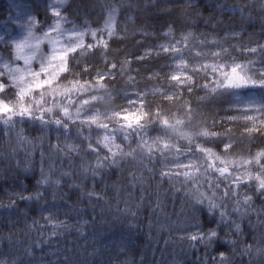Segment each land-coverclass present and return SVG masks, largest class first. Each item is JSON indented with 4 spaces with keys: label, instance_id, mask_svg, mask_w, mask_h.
I'll use <instances>...</instances> for the list:
<instances>
[{
    "label": "snow or ice",
    "instance_id": "obj_1",
    "mask_svg": "<svg viewBox=\"0 0 264 264\" xmlns=\"http://www.w3.org/2000/svg\"><path fill=\"white\" fill-rule=\"evenodd\" d=\"M70 2L71 0H46L47 11L52 17V23L48 24L47 30L43 31L42 35H37L36 32L42 27L39 16L29 15L23 38L7 40L10 59H0V65L3 66L0 68V157L6 158L11 164L18 149L23 147L27 155L25 161H17V168L25 162L31 164V153L36 149L37 142L42 143L49 132L58 133L56 143L49 141L48 148L41 151L42 166L40 177L34 186L36 190L28 195H25L27 189L8 193L7 207L16 208L18 203L27 201L39 204L47 193V188L43 193L39 191L44 185L54 189V200L57 199L58 193H62L59 197L61 200L67 195L63 193L64 187L79 191L80 199L87 197L88 206L93 212L99 208L98 220L81 218L78 225H70L66 221L58 220L56 214L50 210L49 214L42 218L51 225L53 235L57 234V230L69 227H74L84 235L85 226H91L94 229L92 235L95 243H101L99 237L104 235V231L99 226L110 228L124 213H130V208L121 210L119 203L113 204L112 200L106 199L102 193H106L108 189L119 192L121 189L134 188L142 184V179L117 175L116 179L112 180L103 171L99 160L96 166L88 163L95 142L90 140L88 152H83L82 140L81 147L70 142L71 132L77 123L105 127L108 109L98 112L94 107L87 105L107 104L111 94L120 91L126 93L124 98L129 107L118 112L116 118L133 123L142 122L147 117L169 126L173 132L186 139L187 144L177 151L175 158L166 159V165L174 166L177 173L183 169L186 177L216 178L215 185L208 181L209 190L215 189V193L220 192L217 185L224 186L222 196L214 193L208 197L209 211L216 207L223 208L222 201H228L233 214L249 221L255 216L258 224L264 226V147H258L255 152L251 151L252 147H257L254 142L264 138V44L252 38L255 33H251L246 42L235 29L225 31L221 28L216 11L221 10L223 16L227 13L223 12L225 6L219 0H215L211 5V12L206 16L198 11L197 6L202 0H180L183 15L202 20L204 28L210 30H192L198 29L200 25L195 21L190 22L189 19H185L183 23L172 18L165 19L159 25L164 29L162 33H157L155 27L149 32L147 27L151 25L142 24L139 31L145 39L155 36L162 42L144 47L142 54L136 56L135 60L111 62L109 55L119 52V49L110 48L109 41L117 36L119 30L117 15L120 13V7L107 6L102 10L106 13L102 16V26L92 27L91 21L85 19L82 25L73 24L72 28L68 29L64 25L71 21L62 13ZM176 2L177 0H146L145 5H168ZM189 9L195 11L190 12ZM85 11L87 12L86 5ZM159 11L163 17H171V9L162 7ZM220 31H224L223 37L218 36ZM105 34L108 39H105ZM65 35L68 38L62 40ZM2 40H5V37L0 36V41ZM231 40H236V43H230ZM45 41L51 46L50 54L37 56L36 53ZM137 45L143 47V42L137 41ZM25 49H29L27 53ZM101 49L104 58L102 68L88 62L89 58H95ZM153 56L157 58V62L166 61L161 65V71H149L145 66V71H149L147 80L157 81L156 85L149 87L145 84L144 90H141L134 86L136 78L128 75V81L132 82L130 85H133L134 90L129 92L113 87L117 77L122 78L131 71V63L142 64ZM20 60H23L24 67L19 66ZM33 61L39 62L38 70L33 69ZM164 67L169 71L163 72ZM75 68H79V71L74 70ZM5 73L7 80L4 79ZM13 85L18 88L15 103L5 99L8 89ZM150 95L153 99H149ZM37 96L39 100L36 101L35 111L39 114L34 116V106L27 103L25 97L35 99ZM93 96L94 99H89ZM59 97L63 99H58ZM73 97L75 101L80 102L79 107ZM47 98H51L52 106L59 109L62 117L57 114L49 119L45 115L46 112L53 111V107H40ZM218 99L226 102L228 107H217L209 115L207 106ZM35 121L42 125L40 135L29 138L24 134L25 129L21 125L31 126ZM193 121L196 122L195 128H192ZM52 124L57 127L51 128ZM45 127H48L47 132ZM237 129H240L239 137L235 134ZM238 139L248 140L251 147L247 155L235 152ZM104 142L108 149L116 147L110 137H105ZM45 152L49 161L47 170L43 166ZM53 157L62 161L59 167L51 163ZM65 161L67 167H64ZM28 171L29 168L24 167V172ZM53 176L56 177L54 180ZM89 182L92 183V188H88ZM101 185V191H97ZM2 191L0 189V192ZM66 207L68 212L76 211L80 214L76 204ZM45 210L48 209L41 208V212ZM67 214L66 212L65 215ZM36 223L34 220L33 224ZM204 235H207L210 242L211 234H203L200 238L203 239ZM191 239L197 240V236L193 235ZM256 240L264 244V232H258L253 242ZM124 250L121 242L120 251ZM0 264L5 262L0 260Z\"/></svg>",
    "mask_w": 264,
    "mask_h": 264
},
{
    "label": "clouds",
    "instance_id": "obj_2",
    "mask_svg": "<svg viewBox=\"0 0 264 264\" xmlns=\"http://www.w3.org/2000/svg\"><path fill=\"white\" fill-rule=\"evenodd\" d=\"M114 6L120 7L121 15L125 16L127 21L134 20L135 25H142L145 20L159 21L161 19L159 9L162 7L172 10L171 17L164 19L179 20L183 10L180 0L174 4L152 6H146L142 0H135L134 4ZM233 6L236 11L227 19L236 31L239 29L240 33L250 32L264 36V0H235ZM197 7L206 15L212 10L206 0H202ZM88 9L87 0H71L64 15L67 18L71 17L75 24L82 25L85 16L91 23L103 22L99 13ZM37 14L46 26L52 23L51 16L45 17L40 12ZM244 40L247 42L248 38ZM260 43L264 44V41ZM2 67L0 65V68ZM4 79H8L6 73ZM127 83L132 82L127 78ZM113 87L119 90L115 85ZM17 92L18 88L13 85L8 89L5 99L15 103ZM125 95L124 92H113L107 104L87 105L94 107L98 112L108 109L106 126L98 128L96 125L77 123L72 128L70 142L81 147L82 140L83 152H88L89 141H94L95 146L92 147L88 163L96 166L99 160L103 171L112 180H115L117 175L129 179L132 176L142 179V184L134 188L121 189L119 192L108 189L105 196L106 199H114L119 203L121 210L130 208V213H124L121 219L113 224L126 249L124 255L129 257L127 264H153L154 259L149 256L150 250L155 252L156 245L165 236L166 244L175 243L178 234L179 247L197 245L203 247L207 256L202 264H264V244L259 240L253 242L258 232H264V226H260L256 218L252 217L249 221L238 214H233L228 201H222L223 208L216 207L209 211L208 197L215 193V189L209 190L208 181L215 185L216 178L186 177L183 169L177 173L174 166L166 165L165 160L175 158L177 151L187 144L186 139L173 132L169 126L149 120L147 117L142 122L133 123L116 118L118 112L129 107ZM72 99L79 107L80 102L75 101V97ZM89 99H94V96ZM37 100L39 96L35 99L25 97V101L34 106V116L39 114L35 111ZM40 107H53L52 112L45 113L49 119L56 117L57 114L63 116L59 109L52 106L51 98H47ZM173 112L175 113V109ZM32 126L33 130L40 131L42 125L35 121ZM56 127L55 124L51 125V128ZM195 127L196 122L193 121L192 128ZM45 131H48V127H45ZM65 131L67 132V129ZM105 137H110L116 147L108 149L105 146ZM217 186L220 192L215 194L222 196L224 186ZM203 234H211V241H208L207 235L201 239L200 236ZM193 235L197 236V240L191 239ZM161 264H172V261L162 260Z\"/></svg>",
    "mask_w": 264,
    "mask_h": 264
},
{
    "label": "trees",
    "instance_id": "obj_3",
    "mask_svg": "<svg viewBox=\"0 0 264 264\" xmlns=\"http://www.w3.org/2000/svg\"><path fill=\"white\" fill-rule=\"evenodd\" d=\"M142 2L145 4L146 0H142ZM219 2L225 6L223 12L227 13V15L223 16L221 15V10L217 9L216 15L217 19L220 21V27L224 28L225 31L234 29V26L227 17L230 14H234L236 11L233 7L235 0H219ZM87 3L89 5V11H96L102 17L106 15V13L102 12L105 7L134 4L135 0H87ZM206 3L211 6L215 3V0H206ZM16 9L18 11H26L31 16H39V14H37L38 12L45 17L51 16L46 8V0H0V25L8 21L12 16L14 17ZM189 11L191 12L192 9H189ZM198 11L201 15L206 16L202 10ZM159 15L162 17L159 21L145 20L143 23L144 25H151L147 27V31L152 32L153 27H155L157 33H162L164 31L159 25L163 23L165 19L162 13H159ZM68 19L71 23L65 25L72 27L75 21H73L71 17ZM85 19H88L87 16H85ZM185 19H189L190 22L195 21L200 25L198 29L193 28L192 30L194 31L210 30L204 28L202 20H196L195 17H185L183 13H181L179 21L183 23ZM39 21L42 25L39 30H46L47 26L44 24V21L40 18ZM117 21L119 24L117 36L111 38L109 42L110 48L113 50L119 49V52L118 54L113 52L109 55V60L111 62L124 59L135 60L136 56L142 54L144 47L162 42L161 40H157L155 36L145 39L139 31L141 25H135L134 21H127L126 17L121 15V13L117 15ZM215 22L214 20L213 23ZM91 25L92 27L102 26V22L98 24L91 23ZM37 27L39 28V24ZM237 31L240 30L237 29ZM125 32H127L126 36ZM250 34V32H241L244 39L249 38ZM176 35L178 36L179 32H177ZM218 36L223 37L224 31H220ZM252 38L254 40L264 41V36L255 35ZM105 39H108L106 34ZM89 40H91L90 37ZM137 41H142L143 47L138 46ZM92 42L94 43V41ZM2 43L4 42H0V58H4L5 56L9 59L7 43H4V45ZM230 43L235 44L236 40H231ZM227 46L228 45H225V47ZM101 52H103V49L97 52L95 58H89L88 62L102 68L104 65V58ZM126 53L131 55H126ZM73 63L75 64L76 61H73ZM165 63L166 61L163 60L157 62L155 56L149 58L142 64L131 63V71L122 78L117 77L115 86L124 91H132L133 85L127 83V77L131 75L136 78L134 82L135 87L141 90H144L145 84L152 87L158 82L147 80L149 71H161V65ZM82 66L81 64L80 67ZM145 66L148 67L149 71H145ZM74 70L79 71V68H75ZM162 71L166 73L169 69L164 67ZM85 78L87 79V77ZM69 79H71V77H69ZM202 94L203 93H198V95ZM149 99H153V97L150 95ZM217 107L227 108L228 105L223 100L218 99L208 105L206 111L210 115ZM221 115H223V113H221ZM235 134L239 137L240 129H237ZM28 135L30 136L31 134ZM38 135H40V132L33 130V136L36 137ZM5 139H7V137H5ZM56 139V133L49 132L47 138L42 143L37 142L38 146L34 151L31 164H23L20 168H17V161H23L25 159L26 151L23 147L18 149L17 154L11 160V164H9L6 158L0 157V189L3 190L0 192V204L3 205L0 206V260H3L5 264H127L129 257L124 255L126 249L123 252L120 251L121 241L117 236L114 225L110 228L105 225L99 226L104 231V235L99 237L100 244L95 243L92 235L94 229L88 225L84 228V235L77 232L74 227L57 230V234L53 235L51 225L42 218V216H47L49 214V210L56 214L58 220L66 221L70 225H78L81 218L89 221L93 220V218L99 219V208L93 212L92 208L88 206L87 197H84L82 200L80 199L79 191L64 187L63 193L67 195H64L63 200H61L59 197L62 193H58L57 199L54 200L52 196L54 189L44 185L40 187L39 191L43 193L45 188H47V193L45 199L41 200L39 204H36L34 201H27L25 203H18L16 208L7 207L9 204L7 197L8 193L15 190L22 191L27 189L25 195H28L36 190L34 186L36 180L40 177V169L42 166L41 151L48 148L49 141L56 143ZM254 143L257 147L251 148L253 152H255L258 147H264V138L257 139ZM250 147L247 139H238L235 152L237 154L247 155ZM48 163V156L45 152L43 161L45 170H47ZM51 163L59 167L62 161L53 157ZM63 163L64 167H67L66 161ZM24 167L29 168L27 173L24 172ZM33 172L35 175H33ZM55 178V176L52 177L53 180ZM92 187V183L89 182L88 188ZM102 187L101 185L97 188V191H101ZM102 194L106 196V193ZM112 203L116 204V201L112 199ZM72 204H76L77 208L80 210L79 215L76 211L68 212L66 205ZM120 206H122V204ZM41 208H47L48 210L41 212ZM66 212L68 213L67 215H65ZM34 220L37 221L36 224H33ZM166 239L167 237L165 236L164 239L159 241L156 245L155 252L150 250L149 256L153 257V264H161L162 260L172 261V264H177V262L178 264H202V261L207 256V253L203 251V247L199 245L196 247H179V234L176 237V242L173 244H166ZM97 249H99V251H96Z\"/></svg>",
    "mask_w": 264,
    "mask_h": 264
},
{
    "label": "rangeland",
    "instance_id": "obj_4",
    "mask_svg": "<svg viewBox=\"0 0 264 264\" xmlns=\"http://www.w3.org/2000/svg\"><path fill=\"white\" fill-rule=\"evenodd\" d=\"M29 15L30 14L28 12H26V11H21V10L18 11L16 9V13H15L14 17L12 16L8 21H6L2 25H0V36L5 37V40H2L0 42H4L6 44L7 40H9V39H22L23 38V34L25 32V27H26ZM64 27L68 28V29L72 28V27L66 26V25H64ZM46 30L45 29L39 30V31L36 32V34L37 35H42L43 31H46ZM67 38H68L67 35H65L62 38V40H66ZM4 43H2V44L4 45ZM28 50L29 49H25V53H27ZM50 52H51V46L47 45V41H45L41 45V49H40V51H38L36 53V55L37 56H39L41 54L48 55V54H50ZM0 59H2V61H8L10 58L8 59L7 57L4 56V58H0ZM18 63H19L20 67H24L23 60H20ZM32 65H33V69L34 70H38V67H39V62L38 61H33ZM21 127H23L25 129L24 134L26 136H28L29 138L34 137L33 136V127L34 126H32V125L29 126V125L25 124V125H21ZM37 132H38V130H37ZM34 133H36V132H34ZM28 134H31V135L29 136ZM34 151H32L30 159L33 158ZM26 155H27V153L25 152V157H26ZM23 161H25V159ZM25 164H27V163L25 162ZM253 218H255V217L253 216Z\"/></svg>",
    "mask_w": 264,
    "mask_h": 264
}]
</instances>
